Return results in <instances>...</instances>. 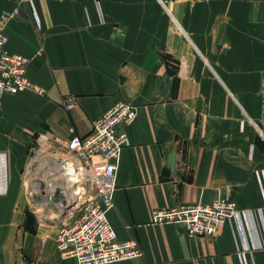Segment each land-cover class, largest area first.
Instances as JSON below:
<instances>
[{
    "label": "crops",
    "instance_id": "crops-1",
    "mask_svg": "<svg viewBox=\"0 0 264 264\" xmlns=\"http://www.w3.org/2000/svg\"><path fill=\"white\" fill-rule=\"evenodd\" d=\"M0 18L43 88L0 94V264H78L29 209L23 170L40 133L85 135L118 101L138 112L109 219L143 255L107 264H264V0H0ZM219 198L243 217L213 235L152 222Z\"/></svg>",
    "mask_w": 264,
    "mask_h": 264
},
{
    "label": "built area",
    "instance_id": "built-area-1",
    "mask_svg": "<svg viewBox=\"0 0 264 264\" xmlns=\"http://www.w3.org/2000/svg\"><path fill=\"white\" fill-rule=\"evenodd\" d=\"M16 13L14 10L8 17ZM30 62L31 57L9 48L7 20L0 18V94L43 91L27 76ZM260 98V117L252 123L264 140V73ZM63 103L72 109L77 105L76 97L67 95ZM137 112L134 104L118 101L93 121L85 135L63 139L47 131L29 147L23 170L28 207L42 224L59 220L55 223L57 247L63 256L74 257L78 264H107L143 255L137 239H120L109 219L115 205L117 159L130 144L125 127ZM58 188L65 203L49 200ZM241 217L227 198L152 210V222L181 223L192 235H213L227 221L241 222Z\"/></svg>",
    "mask_w": 264,
    "mask_h": 264
},
{
    "label": "water",
    "instance_id": "water-1",
    "mask_svg": "<svg viewBox=\"0 0 264 264\" xmlns=\"http://www.w3.org/2000/svg\"><path fill=\"white\" fill-rule=\"evenodd\" d=\"M49 200H50V202L51 203H54V202H56V201H62L63 203H65L66 201H65V198H64V196H63V194H62V191H61V189L60 188H58V189H56L55 190V192L52 194V195H50L49 196ZM72 205V204H71ZM71 205H69V206H71ZM68 206V207H69ZM59 220H57V221H46V223H57Z\"/></svg>",
    "mask_w": 264,
    "mask_h": 264
}]
</instances>
